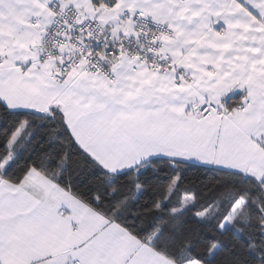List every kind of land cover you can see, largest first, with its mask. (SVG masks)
<instances>
[{
    "label": "snow or ice",
    "instance_id": "snow-or-ice-1",
    "mask_svg": "<svg viewBox=\"0 0 264 264\" xmlns=\"http://www.w3.org/2000/svg\"><path fill=\"white\" fill-rule=\"evenodd\" d=\"M0 264H264V0H0Z\"/></svg>",
    "mask_w": 264,
    "mask_h": 264
},
{
    "label": "trees",
    "instance_id": "trees-1",
    "mask_svg": "<svg viewBox=\"0 0 264 264\" xmlns=\"http://www.w3.org/2000/svg\"><path fill=\"white\" fill-rule=\"evenodd\" d=\"M211 175H212V173L205 171L202 174V178H207L208 176H211Z\"/></svg>",
    "mask_w": 264,
    "mask_h": 264
},
{
    "label": "crops",
    "instance_id": "crops-1",
    "mask_svg": "<svg viewBox=\"0 0 264 264\" xmlns=\"http://www.w3.org/2000/svg\"><path fill=\"white\" fill-rule=\"evenodd\" d=\"M240 96V93H236V98L238 99Z\"/></svg>",
    "mask_w": 264,
    "mask_h": 264
}]
</instances>
